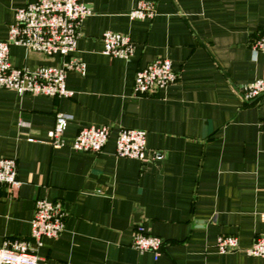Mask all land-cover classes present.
Masks as SVG:
<instances>
[{
	"label": "crops",
	"instance_id": "1",
	"mask_svg": "<svg viewBox=\"0 0 264 264\" xmlns=\"http://www.w3.org/2000/svg\"><path fill=\"white\" fill-rule=\"evenodd\" d=\"M36 0H0V41L13 13ZM90 11L69 55L83 73L66 72L69 97L17 95L0 88V158L15 162L14 192L0 186V247L29 241L36 199L60 203L63 231L42 238L40 264H264L244 250L264 235L262 98L243 102L240 87L264 79V53L250 43L264 35V0H77ZM140 1L151 19H129ZM129 37L127 60L101 54L103 32ZM15 68L57 66L11 46ZM170 62L175 81L133 96L137 69ZM70 117L63 147L45 133L54 116ZM107 127L97 153L69 144L84 127ZM145 132V149L162 155L149 163L114 154L118 130ZM32 139L33 141H29ZM142 226L161 239L159 256L130 247ZM238 249L219 254L218 237ZM30 242V241H29Z\"/></svg>",
	"mask_w": 264,
	"mask_h": 264
},
{
	"label": "built area",
	"instance_id": "2",
	"mask_svg": "<svg viewBox=\"0 0 264 264\" xmlns=\"http://www.w3.org/2000/svg\"><path fill=\"white\" fill-rule=\"evenodd\" d=\"M89 9L77 0H36L13 13L12 22L7 27L6 37L0 41V88L14 91L17 95H44L47 97H69L65 88V74L74 71L83 73V64L69 55L75 50L80 26ZM155 15L152 2L140 1L128 13L129 19H151ZM101 54L127 60L133 51L128 36L103 32L100 37ZM11 46L20 47L27 52L42 54L48 58L58 55L62 58L57 66H40L33 69L15 68L9 62ZM250 52L264 53V35L250 43ZM176 79L167 59L157 58L135 71L133 77V96L147 95L164 89ZM243 102L262 98L264 110V79H257L240 87ZM69 116L57 113L50 130L45 133V141L52 148L64 146L61 138ZM264 130V114L260 123ZM108 128L84 127L72 138L69 148L73 151L97 153L107 140ZM29 141H33L30 139ZM114 154L119 158H129L149 163L160 160L162 155L147 152L145 132L137 129L118 130L114 143ZM15 162L0 158V186L14 192L18 187L15 179ZM65 213L60 203L36 199L33 203L29 222V241L14 239L0 247V264H40L36 255L42 238H56L63 231ZM160 238L146 233L142 226L133 230L130 247L138 252H149L156 259L160 254ZM215 249L219 254L238 249L233 237H218ZM248 256L264 259V235L255 239L252 246L244 250Z\"/></svg>",
	"mask_w": 264,
	"mask_h": 264
}]
</instances>
